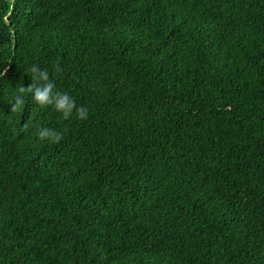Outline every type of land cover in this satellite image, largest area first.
<instances>
[{
    "label": "trees",
    "instance_id": "16d2710c",
    "mask_svg": "<svg viewBox=\"0 0 264 264\" xmlns=\"http://www.w3.org/2000/svg\"><path fill=\"white\" fill-rule=\"evenodd\" d=\"M5 68L0 264H264V0H0Z\"/></svg>",
    "mask_w": 264,
    "mask_h": 264
},
{
    "label": "clouds",
    "instance_id": "9594fccd",
    "mask_svg": "<svg viewBox=\"0 0 264 264\" xmlns=\"http://www.w3.org/2000/svg\"><path fill=\"white\" fill-rule=\"evenodd\" d=\"M55 72L60 73L59 65L54 66ZM6 68L0 70V76L5 77ZM28 71L31 73V83L27 86L21 85L17 94L13 97L10 104V111L20 112L25 107L26 97L31 96L32 100L42 107L53 106L54 109L62 114L64 119H69L75 112L78 119L88 118V109L84 106H77L75 99L68 92L56 90L55 82L50 78L47 69H40L33 64ZM25 123L22 127L27 128ZM37 137L40 140H50L53 143H59L63 139V134L55 129L40 127L37 131Z\"/></svg>",
    "mask_w": 264,
    "mask_h": 264
}]
</instances>
